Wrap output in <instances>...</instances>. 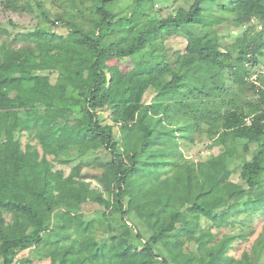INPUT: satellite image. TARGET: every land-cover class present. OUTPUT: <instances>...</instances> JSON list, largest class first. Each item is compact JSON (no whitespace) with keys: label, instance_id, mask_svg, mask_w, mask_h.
<instances>
[{"label":"trees","instance_id":"1","mask_svg":"<svg viewBox=\"0 0 264 264\" xmlns=\"http://www.w3.org/2000/svg\"><path fill=\"white\" fill-rule=\"evenodd\" d=\"M34 1L52 30L0 43V264L30 250L50 264H264V222L249 252L228 255L264 217V89L252 79L264 0H194L152 18L145 0L128 13L121 0H60L53 20ZM228 26L242 30L226 44ZM115 58L130 68L106 66ZM199 138L219 152L186 155ZM101 153L107 180L93 188L81 171ZM52 162L74 165L66 176ZM224 171L241 183L220 186ZM88 204L100 211L86 217ZM229 216L239 231L209 243L201 223Z\"/></svg>","mask_w":264,"mask_h":264},{"label":"rangeland","instance_id":"2","mask_svg":"<svg viewBox=\"0 0 264 264\" xmlns=\"http://www.w3.org/2000/svg\"><path fill=\"white\" fill-rule=\"evenodd\" d=\"M42 8L45 12V14L48 16L50 20H53L55 16L61 12L60 7V0H39ZM133 1L134 0H121L119 2V5L117 6L116 11L122 10L125 13H128L131 8L133 7ZM194 0H145L141 7L146 10L147 13L151 15V18L155 16H163L166 13H172L174 10L184 7L187 8L189 3H192ZM61 2H63L61 0ZM19 4L22 6H25V9L23 7L21 10L13 12V11H5L2 6L0 5V43L4 42L7 44L12 43L13 47H20L23 45V42L19 41L16 42L13 40V36H15L17 33H22L26 29H33V28H42V29H49L52 30V26L49 25L38 13V10L35 6L34 0H19ZM27 5L31 6V10H26ZM23 9V10H22ZM257 29H259L257 27ZM253 30L251 32L256 33L258 30ZM242 29H237L233 27H223L222 31H225L228 33L227 39L224 40V43L229 44L234 37L237 36L239 32H241ZM55 33H58L59 35L65 36L67 33V30L65 27L58 26L57 28L53 29ZM157 43H152L150 46L153 47ZM106 66H108L111 69H114L115 71H118L120 73L126 72L130 66H129V59H119L115 58L112 60H109L106 62ZM255 73L259 74L261 76V85L264 89V63L260 66L256 67L254 70V74L252 75V79L254 80L256 75ZM55 77H51V81L54 82ZM154 93L152 90H148L144 97L143 101L145 103H150L153 101ZM181 138L189 137L187 134L188 132H182L179 133ZM196 139V138H195ZM200 140H195V144L191 145L190 149L186 151V155L193 156V155H203L207 156L208 154L216 155L219 151L218 148L208 149V143L203 138H199ZM21 142L23 145H25L27 142H29L32 145H36V141L33 139H28L27 135L24 134L21 138ZM39 149V147L37 146ZM49 159H51L49 157ZM110 161V156L105 153L99 154V156H92L85 159L84 167L81 171V176L83 179L91 184V187L98 188L100 187L98 182L96 181L95 177L101 178L103 181L107 180V177L103 170L99 168L96 164H106ZM55 170H62L64 174L67 176L70 173L71 166L74 165H63L59 164L57 162H52ZM230 181L234 183H241V181L238 178V174L230 173L227 171H224L222 174V178L218 184L221 186L223 183ZM100 210L98 207H95L94 205L88 204L84 206V213L86 217H91L95 215ZM242 220V218H240ZM264 222V217L259 216L255 217L252 220V225L248 223V225L244 226V231L247 233L246 240H236L232 242V247L230 248L228 255L233 257L234 259H239L244 252H249L251 247L253 246L254 242L258 238L259 234L261 233L262 225ZM233 223V217L229 216L226 218L225 222L218 221L214 226L210 227L205 221L201 223V233L205 236H207V239L209 243L213 244L217 241H219L224 235H229L233 233H237L241 226L238 223H235L234 226L230 225ZM233 226V229H232ZM245 232L242 233V235H246ZM186 249L188 250H195L193 247V244H186ZM187 251V250H185ZM20 258L23 261V259H29L31 262L30 264H50V261L47 258H37L35 251L30 250L27 251L26 254H20ZM24 262V261H23Z\"/></svg>","mask_w":264,"mask_h":264},{"label":"built area","instance_id":"3","mask_svg":"<svg viewBox=\"0 0 264 264\" xmlns=\"http://www.w3.org/2000/svg\"><path fill=\"white\" fill-rule=\"evenodd\" d=\"M249 120H246V123H249ZM9 264H21L20 255H16Z\"/></svg>","mask_w":264,"mask_h":264},{"label":"crops","instance_id":"4","mask_svg":"<svg viewBox=\"0 0 264 264\" xmlns=\"http://www.w3.org/2000/svg\"><path fill=\"white\" fill-rule=\"evenodd\" d=\"M26 252H27V251H24V252H22L21 254H23V255H24V254H26Z\"/></svg>","mask_w":264,"mask_h":264}]
</instances>
